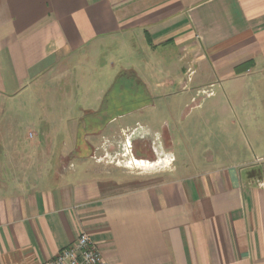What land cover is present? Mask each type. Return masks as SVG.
<instances>
[{"label": "crops", "instance_id": "1", "mask_svg": "<svg viewBox=\"0 0 264 264\" xmlns=\"http://www.w3.org/2000/svg\"><path fill=\"white\" fill-rule=\"evenodd\" d=\"M116 68L139 82L141 105L109 116L99 90L98 109L82 112L103 121L94 138L114 133L118 117L146 120L133 135L151 149L132 153L134 167L166 168L143 185L108 189L91 142L55 160L34 152L40 144L7 142L4 120L21 119L17 103H40L39 85ZM195 74L231 88L264 78V0H0V264H44L82 233L109 264H264V144L245 126L264 98L197 100L213 83L187 89ZM177 84L185 95L159 97L171 127L152 132L151 86ZM211 109L222 112L215 122Z\"/></svg>", "mask_w": 264, "mask_h": 264}, {"label": "rangeland", "instance_id": "2", "mask_svg": "<svg viewBox=\"0 0 264 264\" xmlns=\"http://www.w3.org/2000/svg\"><path fill=\"white\" fill-rule=\"evenodd\" d=\"M137 48L139 49V46H137ZM119 69L120 68H116L115 70L92 69L87 72L85 71L83 75L79 71L76 72V74L70 72L72 75L69 77L72 79L70 83L67 79H63L60 83H52L49 87L47 85H39L36 94L40 95L42 92L40 96L42 101L40 103H33L32 101L26 102L24 106L22 103H17L16 106L21 105L23 107L18 109L14 106L13 109L17 110L21 119L4 120V127L13 128V134L6 137L10 139L7 142H17L21 151L30 150L32 148L34 150L37 144H40V150L34 152L39 155V153L44 150L50 155L52 160L57 159L59 154H67L68 158L73 157L75 151H71L77 142H80L82 146L88 144L87 142H91L93 147L99 148V151H96L97 156H95V158L101 163L97 165V168L98 171L102 173L101 177L107 180L106 184L109 186L108 189L121 188L124 186L137 188L139 185H143L145 183L143 176L153 172L154 169L162 171L166 168L163 164L158 165L156 168H152L153 166H140L137 168L131 164L129 165V163L135 159L133 158L131 160L130 156L138 147H140L141 150L151 149L150 141L142 142L144 140L137 137L139 136L138 134H132V132H134L133 129H136L135 125L138 123L144 126L146 125V120L138 113L125 115L120 118L118 117L112 124L114 133L107 132L106 134L97 135L98 137L95 138L90 137L91 134L89 131L96 128L93 124L97 122L98 119L94 120L90 127H85L86 120H90L88 116L89 112H82V110H85V108L97 110L105 93H107L106 100L109 106V116H116L119 113L133 110L141 105L137 100L138 97L133 93L136 89V83H133L131 78L119 72ZM141 73L147 72L142 71ZM64 74H67V72H64ZM170 74L173 76L175 74H180V72L179 70H172ZM210 74L212 75V73ZM56 78L58 79V76H56ZM192 79L193 84L187 83V89L193 88V86L196 85L195 82H197V84H204L210 80L209 82L213 83L212 85L200 89L196 97L197 100L205 99L206 97H211L213 98L212 100H214V97L224 96V93L231 97L233 94L237 93L250 94L254 97L264 98V78L253 77L251 78V83L242 85L243 87L240 88L239 86L231 88L229 82H218L216 78L214 79L212 76L201 80L198 74H195ZM180 89L178 84L177 86L166 87L162 91L151 86L150 90L153 99H157L154 103L155 107L146 110L145 114H149V119L152 122L150 126L152 132L162 133L163 123L172 124L170 116L165 113L164 107L166 104L164 100L162 98L159 99V97L166 91V93L175 94V96L176 94L177 96H179V94L185 95L186 93L181 92ZM99 90H102L103 93L99 96L101 97L100 101L95 102L96 93ZM195 93L193 92L194 95ZM26 99L30 101V97ZM139 99H143V97L141 96ZM85 100L87 102H84ZM263 106L264 104H259V107ZM217 111L219 112L217 113L212 109L209 111V113H212L210 119H213L212 122H215L222 114V112H220L221 110L218 109ZM223 117L224 116L220 119ZM212 122L211 126H216L219 129L218 124L213 125ZM245 126L251 129L250 134L252 143L264 144L263 113L252 116L251 122L247 125L245 124ZM198 127L199 125H195L194 129ZM85 153L86 152L82 154L88 157ZM72 161L74 163L77 162V160ZM94 161L95 160H93V162ZM154 161H156V159ZM89 162L91 163L92 161ZM164 162V164L167 163V161ZM111 184H114L113 187H110Z\"/></svg>", "mask_w": 264, "mask_h": 264}, {"label": "built area", "instance_id": "3", "mask_svg": "<svg viewBox=\"0 0 264 264\" xmlns=\"http://www.w3.org/2000/svg\"><path fill=\"white\" fill-rule=\"evenodd\" d=\"M203 92V91H202ZM136 131V129L134 130ZM134 134V132H132ZM156 139H158L156 137ZM130 145V143H129ZM155 154H158L154 151ZM161 154V153H159ZM132 159L133 156L131 155ZM163 158H165L163 156ZM44 264H109L102 255L98 245L93 242L90 236L82 233L77 241L70 247L62 250L55 258Z\"/></svg>", "mask_w": 264, "mask_h": 264}, {"label": "trees", "instance_id": "4", "mask_svg": "<svg viewBox=\"0 0 264 264\" xmlns=\"http://www.w3.org/2000/svg\"><path fill=\"white\" fill-rule=\"evenodd\" d=\"M132 81H133V83H136L135 85H136V89L134 90V94L135 95H138V93H141L142 92V88L141 87H137V82L138 81H136L135 79H132ZM139 83V82H138ZM105 105V107L107 106V109H109V106L107 105V104H104ZM90 120H86V122H85V127H87V126H89L90 127V125H91V123L92 122H94V120H96V119H92V118H89ZM102 123L103 121H101V120H97V122H95L93 125H95L96 126V128H93L92 129V131H89L90 132V134H94V133H96L99 129V124L100 123ZM88 128V127H87ZM79 146H80V142H77V148L79 149ZM78 154H80V150H78V152H77Z\"/></svg>", "mask_w": 264, "mask_h": 264}, {"label": "bare ground", "instance_id": "5", "mask_svg": "<svg viewBox=\"0 0 264 264\" xmlns=\"http://www.w3.org/2000/svg\"><path fill=\"white\" fill-rule=\"evenodd\" d=\"M132 159H133V158H132ZM132 159H131V160H132ZM130 164H131L132 166H135V165L138 166V165H139V162L136 161V160H133V161H131V163H129V165H130Z\"/></svg>", "mask_w": 264, "mask_h": 264}]
</instances>
